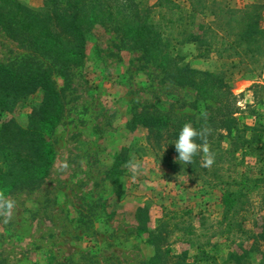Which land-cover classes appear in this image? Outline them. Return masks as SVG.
<instances>
[{
  "label": "rangeland",
  "instance_id": "374dc122",
  "mask_svg": "<svg viewBox=\"0 0 264 264\" xmlns=\"http://www.w3.org/2000/svg\"><path fill=\"white\" fill-rule=\"evenodd\" d=\"M23 1L35 8L42 4ZM135 1L149 7L157 0ZM175 1L191 9L190 0ZM193 1L196 11L190 13L198 23L214 19L215 2L243 7L252 0ZM177 51L195 68L223 72L238 95L240 124L252 125L254 113H264V69L237 57H200L193 41L178 44ZM25 52L0 29V61L17 60ZM70 72L66 109L52 135L56 159L48 177L34 189L0 197V264H144L152 248L136 236L138 205H148L152 225L170 219L191 226L192 234H170L168 243L176 253L194 254L199 243L218 239L223 181L251 176L255 157L242 158L239 151L231 155L228 140L207 143L212 165L191 172V164L176 161L170 138L149 139L146 128L128 125L134 113L145 109L198 117L209 102L198 101L191 87L171 83L110 29H97L83 63ZM54 78L62 86L59 76ZM39 99L40 94L33 95L12 116L25 125ZM123 147L129 148L130 161L122 165L120 186H113L109 169ZM263 195L264 187L250 193L248 219L264 207ZM261 256L255 253L252 264H264ZM226 257L224 252L218 264H227Z\"/></svg>",
  "mask_w": 264,
  "mask_h": 264
},
{
  "label": "trees",
  "instance_id": "16d2710c",
  "mask_svg": "<svg viewBox=\"0 0 264 264\" xmlns=\"http://www.w3.org/2000/svg\"><path fill=\"white\" fill-rule=\"evenodd\" d=\"M196 3L190 0L191 9H187L175 0H157L149 7L135 0H42L35 8L23 0H0V29L26 51L17 60L0 61V197L34 189L48 177L56 159L52 135L66 109L70 69L83 63L97 29H110L141 51L171 83L189 86L198 101L209 102L198 117L141 110L129 121L131 129L142 126L149 139L174 141L181 126L190 123L206 132V144L228 140L231 155L239 151L242 158L248 153L255 157L251 176L242 173L223 181L218 239L199 243L194 254L176 253L168 243L174 231L192 234L190 225L170 219L152 225L148 205H138L136 236L152 248L144 264H218L224 252L227 264H252L255 253L262 255L264 263V207L249 219L247 215L253 207L250 193L264 187V113L255 112L252 125L240 124L238 95L223 72L195 68L177 51L178 44L193 41L200 57H237L239 62L264 69V0H252L243 7L215 2L214 19L198 23L190 13L196 11ZM55 74L61 79L60 87ZM35 94L40 99L31 105L27 123L22 125L12 114ZM173 149L177 156L174 145ZM198 157L189 171H197ZM129 161V148L123 147L109 169L113 186H120L122 165Z\"/></svg>",
  "mask_w": 264,
  "mask_h": 264
},
{
  "label": "clouds",
  "instance_id": "9594fccd",
  "mask_svg": "<svg viewBox=\"0 0 264 264\" xmlns=\"http://www.w3.org/2000/svg\"><path fill=\"white\" fill-rule=\"evenodd\" d=\"M205 136V131H198L190 123H184L175 140L172 142L177 152V156L175 157L176 161L183 166L193 165L194 158L198 154L203 153L200 166L204 168L210 167L213 163V156L209 152L206 142H203ZM198 139L202 143L198 144Z\"/></svg>",
  "mask_w": 264,
  "mask_h": 264
}]
</instances>
